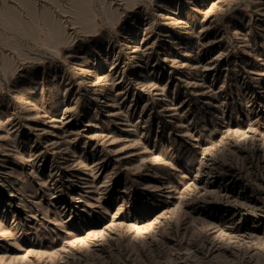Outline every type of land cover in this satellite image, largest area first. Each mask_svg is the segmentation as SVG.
Returning <instances> with one entry per match:
<instances>
[{
  "label": "rangeland",
  "instance_id": "374dc122",
  "mask_svg": "<svg viewBox=\"0 0 264 264\" xmlns=\"http://www.w3.org/2000/svg\"><path fill=\"white\" fill-rule=\"evenodd\" d=\"M0 264H264V0H0Z\"/></svg>",
  "mask_w": 264,
  "mask_h": 264
}]
</instances>
